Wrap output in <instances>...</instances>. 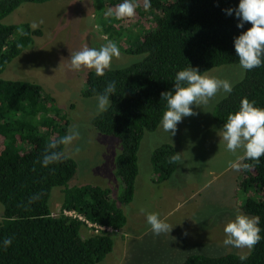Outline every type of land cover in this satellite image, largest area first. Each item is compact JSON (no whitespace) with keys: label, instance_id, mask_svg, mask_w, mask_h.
<instances>
[{"label":"trees","instance_id":"obj_1","mask_svg":"<svg viewBox=\"0 0 264 264\" xmlns=\"http://www.w3.org/2000/svg\"><path fill=\"white\" fill-rule=\"evenodd\" d=\"M47 1L0 0V74L34 43V37L42 35L41 28L33 29L28 22L6 24L2 20L24 3ZM238 2L151 0V7L145 11L143 0H137L134 17H150L151 29L142 35L140 31L139 37L126 36L128 31L123 29L111 31L109 36L116 42L125 37L123 50L132 60L110 67L103 76L88 71L82 95L96 97L108 82H115L116 92L107 111L97 114L92 125L99 133L121 142L116 168L122 190L116 197L109 188L96 184L70 186L78 164L64 153L63 145L57 149L62 152L60 161L41 166L47 144L67 133L69 119L40 84L0 78V203L4 207L0 242L12 238L8 248L0 247V264H99L112 252L111 233L126 225L123 208L135 196L141 141L146 131L158 128L165 110L161 93L172 90L175 73L185 67H195L203 75L215 67L238 64L233 38L251 25L246 23L238 29L234 14L222 11L235 8ZM242 98L264 108V64L244 70L232 92L217 103L213 117L221 127L228 114L238 110ZM173 155L178 153L170 143L152 151L156 183L168 180L176 171L178 161L169 163ZM240 171L238 186L247 194L242 210L260 218L262 237L244 264H264V156L258 163L243 160ZM57 186L63 188L64 196L61 211L55 215L49 200ZM33 196L39 198L29 203ZM67 211L77 216H69ZM98 225L113 231L98 230ZM85 230L92 233L84 235ZM239 255L197 253L189 255L183 264H240Z\"/></svg>","mask_w":264,"mask_h":264},{"label":"rangeland","instance_id":"obj_2","mask_svg":"<svg viewBox=\"0 0 264 264\" xmlns=\"http://www.w3.org/2000/svg\"><path fill=\"white\" fill-rule=\"evenodd\" d=\"M120 2L122 0H50L20 5L2 22L31 25L35 22L42 35L34 37V43L0 74L5 80L40 84L65 111L69 119L67 132L74 129L79 133L71 145L64 147V153L78 164L69 185L96 184L109 188L113 197L119 196L122 190L116 168L121 142L99 133L92 125V119L98 114L97 100L82 95L86 75L92 69L70 70V56L84 46L99 48L112 41L118 46L120 56L112 59L110 67L132 60L123 50L125 37L122 36L121 41L118 37L120 42H116L109 36L111 31L123 29L128 31L126 36L139 37L144 30L151 29L153 21L147 16L135 18L136 10L131 20L104 15ZM243 74L239 64H232L215 67L203 75L228 80L233 86ZM225 95L218 91L207 104L193 106L195 115L184 117L177 124L174 136L164 133L159 126L145 132L138 152L139 174L135 187L138 196L124 206L127 223L111 233L113 250L99 264H183L189 255L197 253L250 254L248 249L223 244L224 225L237 213L247 215L242 210L247 194L238 186L241 171L230 166L243 155V150L233 153L225 149L218 135L222 127L213 117L215 106ZM164 143L176 148L178 166L168 180L156 183L150 158L152 151ZM242 161L238 162L242 165ZM63 196V188L53 187L49 200L52 214L60 213ZM3 211L0 203V222ZM153 212L172 227L169 233L153 235L145 221L146 214ZM91 233L83 231L84 235Z\"/></svg>","mask_w":264,"mask_h":264},{"label":"clouds","instance_id":"obj_3","mask_svg":"<svg viewBox=\"0 0 264 264\" xmlns=\"http://www.w3.org/2000/svg\"><path fill=\"white\" fill-rule=\"evenodd\" d=\"M151 7V0H143V8L147 11ZM136 5L132 0H122L114 8H109L104 15L114 17L117 20L131 18L135 14ZM226 15H233L237 19L236 27L243 29L246 23L251 27L242 31L233 38V46L238 57L239 67L250 71L264 64V0H239L235 8L223 9ZM37 28V23L31 25ZM120 51L115 42L108 41L99 48L84 46L70 56V70L80 71L82 68L92 69L96 76H103L105 70L110 68L113 58H118ZM232 84L228 80L219 79L209 75H202L201 72L192 66L185 67L175 73L172 90L162 92L161 100L165 102V110L159 120V127L169 136H174L177 124L188 116L195 115L193 106L205 105L214 97L218 91L224 94L232 92ZM116 85L114 81L107 83L103 92L97 94V112L107 111L111 100L115 95ZM79 133L74 129L68 132L59 140L49 142L45 148L42 159L39 161L42 167L58 162L62 152L57 149L60 146L71 145ZM218 135L220 142L229 152L243 150V155L238 161L248 160L259 162L264 156V108L255 106V102L242 98L237 111L229 113ZM178 155H173L169 163H176ZM233 162L230 166L239 170L241 164ZM244 168L248 165L244 164ZM38 196L29 198V203L38 199ZM146 224L150 227L153 235L169 233L171 226L162 220L157 213H148L145 217ZM258 216H247L237 213L223 227L226 247L236 249H248L253 247L262 239L259 227ZM12 244V238H4L0 247L8 248ZM248 259V253L239 255L240 264Z\"/></svg>","mask_w":264,"mask_h":264},{"label":"built area","instance_id":"obj_4","mask_svg":"<svg viewBox=\"0 0 264 264\" xmlns=\"http://www.w3.org/2000/svg\"><path fill=\"white\" fill-rule=\"evenodd\" d=\"M66 214L69 215V216H77L75 212H71V211H67ZM80 218L82 219V217H80ZM96 227H97L98 230H107L109 232L113 231V229L111 227L99 226V225L96 226Z\"/></svg>","mask_w":264,"mask_h":264},{"label":"crops","instance_id":"obj_5","mask_svg":"<svg viewBox=\"0 0 264 264\" xmlns=\"http://www.w3.org/2000/svg\"><path fill=\"white\" fill-rule=\"evenodd\" d=\"M137 188H138V187H137ZM136 196H138V195H137V193L135 192V196H134V198H135Z\"/></svg>","mask_w":264,"mask_h":264}]
</instances>
